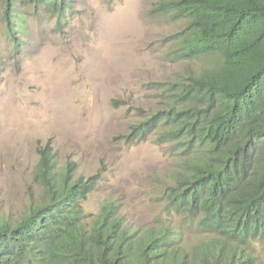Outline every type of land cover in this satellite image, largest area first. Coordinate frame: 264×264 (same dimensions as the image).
Segmentation results:
<instances>
[{
  "label": "rangeland",
  "instance_id": "374dc122",
  "mask_svg": "<svg viewBox=\"0 0 264 264\" xmlns=\"http://www.w3.org/2000/svg\"><path fill=\"white\" fill-rule=\"evenodd\" d=\"M165 1L15 0L9 27L0 0V219L17 222L43 202L38 150L50 143L60 170L75 163L77 178L101 175L83 203L89 224L117 201L132 227L174 220L192 246L208 238L174 216L164 195L208 147L166 141L165 122L144 137L135 131L170 102L183 109L170 89L218 63L178 54L187 21L158 12ZM250 251L264 264V243Z\"/></svg>",
  "mask_w": 264,
  "mask_h": 264
},
{
  "label": "trees",
  "instance_id": "16d2710c",
  "mask_svg": "<svg viewBox=\"0 0 264 264\" xmlns=\"http://www.w3.org/2000/svg\"><path fill=\"white\" fill-rule=\"evenodd\" d=\"M14 2L5 0L9 27ZM158 12L187 21L175 36L181 57L218 63L170 89L168 99L183 109L170 102L135 131L144 137L165 122L166 141L208 147L164 195L209 239L189 248L176 228L130 227L114 201L90 225L83 203L99 176L77 179L73 163L58 169L47 143L35 176L44 200L17 222L0 219V264H262L249 247L264 243V0H166Z\"/></svg>",
  "mask_w": 264,
  "mask_h": 264
},
{
  "label": "clouds",
  "instance_id": "9594fccd",
  "mask_svg": "<svg viewBox=\"0 0 264 264\" xmlns=\"http://www.w3.org/2000/svg\"><path fill=\"white\" fill-rule=\"evenodd\" d=\"M74 165H75V167H76V164L75 163H73ZM59 169V168H58ZM76 171H77V167H76ZM76 171H75V178H77L76 177ZM96 175H98L99 176V180H98V184H97V186H96V188H95V190L93 191V192H95L96 191V189L98 188V186H99V184H100V182H101V175L100 174H96ZM96 175H94V176H96ZM94 176H91V177H94ZM91 177H89V178H91ZM79 178H84L85 180H87V179H89V178H85V177H79ZM79 178H77V179H79ZM92 192V193H93ZM91 193V194H92ZM90 194V195H91ZM89 195V196H90ZM88 199H89V197H88ZM87 199V200H88ZM86 200V201H87ZM85 201V202H86ZM109 202V201H108ZM114 202H116V204L118 203L117 201H114ZM104 206V205H103ZM117 207H118V205H117ZM120 207H118L117 208V216L119 217V218H121L122 220H123V222L126 224V225H128V226H130V227H132L130 224H128L126 221H125V219H124V217H122L121 215H120V213H119V209ZM84 213H85V211H84ZM100 214V213H99ZM176 215H179V214H177V213H175L174 212V216H176ZM85 217H86V222H87V216H86V214H85ZM97 218V217H96ZM95 218V219H96ZM94 219V220H95ZM93 222V221H92ZM88 223V222H87ZM91 225V224H90ZM189 226H192V227H196L195 225H189ZM135 227H149V228H162V227H173V228H176V229H178L179 231H181L182 233H183V236H184V238H185V244H186V246L187 247H189V248H191V247H194V246H192L188 241H187V239H186V229H185V227H180L179 225H178V223L176 222V221H174V220H170V221H168V222H166V223H164V222H160V223H155V224H153V225H144V226H139V225H135ZM199 229V228H198ZM204 232V231H203ZM204 233H206V232H204ZM208 234V233H207ZM209 239V234H208V238L206 239V240H208ZM206 240H203V241H206ZM175 243L177 244L179 241H180V238H176L175 240ZM203 241H201V242H203ZM249 250H250V247H249Z\"/></svg>",
  "mask_w": 264,
  "mask_h": 264
}]
</instances>
